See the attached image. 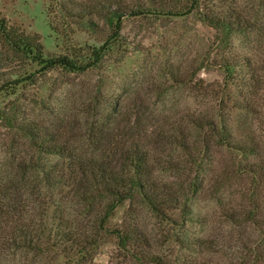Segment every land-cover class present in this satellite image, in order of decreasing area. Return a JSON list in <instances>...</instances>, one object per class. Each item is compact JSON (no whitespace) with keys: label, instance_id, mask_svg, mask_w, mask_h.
<instances>
[{"label":"rangeland","instance_id":"rangeland-1","mask_svg":"<svg viewBox=\"0 0 264 264\" xmlns=\"http://www.w3.org/2000/svg\"><path fill=\"white\" fill-rule=\"evenodd\" d=\"M70 1L0 0V236L19 220L5 206L23 203L24 182L40 181V167L60 166L63 176L45 193L73 210L67 159L41 154L36 143L55 138L101 157L135 144L189 220L180 203L157 216L134 196L114 207L107 229L126 217L169 264H236L229 251L256 244L264 219V0H72L120 6L116 33L95 16L90 24L68 18ZM2 27L39 44L44 58L65 55L84 68L41 66L32 52L9 47ZM240 207L254 208L255 227L225 218ZM257 252L263 264L264 248ZM23 255L0 249V264H22ZM91 256L92 264L125 263L109 232ZM47 258L39 264H66L57 250Z\"/></svg>","mask_w":264,"mask_h":264},{"label":"trees","instance_id":"trees-1","mask_svg":"<svg viewBox=\"0 0 264 264\" xmlns=\"http://www.w3.org/2000/svg\"><path fill=\"white\" fill-rule=\"evenodd\" d=\"M75 8H69L66 15L70 19L82 20L86 18V23H92L89 16L103 19L108 25L119 29V21L125 14V10L111 2H92L89 4H75L70 1ZM2 23V20H0ZM208 22H210L208 20ZM224 29L230 28L229 22H222ZM3 26V25H2ZM6 43L12 49L32 52L34 59L41 66H60L68 69H83L84 65L77 66L65 55L44 58L41 46L34 44L28 37L3 30ZM227 72L230 64L224 65ZM189 122H192L189 119ZM193 124V123H190ZM175 137V134H171ZM34 136V135H33ZM33 138V137H32ZM41 154L54 155L57 158H66V169L69 181L68 200L71 202L73 210L65 212L63 207L56 204L46 195L50 187L59 182L63 176L58 164L49 166L47 169L40 167L41 180L35 185L29 186L25 181L23 188L26 197L20 199L17 205L8 204L5 206V215L13 217L17 214L19 220L9 226L7 235L0 236V249L20 248L23 251L24 263L39 264L47 253L57 250L65 257L66 264H92V249L106 233H111L116 237V249L125 260L124 264H169L164 256L154 254L150 251V240L142 233L135 224L126 223L123 218L120 227L108 230L105 226L106 219L111 215L114 207L126 199L134 196L140 197L145 204L157 215L162 216V206L166 203L177 205L180 200L168 198L166 187L158 183L151 176L150 169L146 163L144 152L135 144L131 147L119 150L116 154L104 155L94 153H75L69 150L64 144L56 142L55 138H50L48 144L42 141L36 143ZM229 148L240 152L251 151L244 143L237 141H226ZM250 165L249 171L251 172ZM37 188V198L30 201L29 196ZM25 201V202H24ZM180 212L186 220H189L190 210L185 202L180 203ZM227 213V212H224ZM23 216V218H22ZM257 214L254 208H238L237 211H230L225 218L231 223H246L256 226ZM262 226H257L259 234L256 244L234 246L229 257L236 264H257L260 257L258 248H264V219L257 220ZM5 236V237H4ZM206 239H197L199 246ZM182 242V241H181ZM261 242L263 245H261ZM242 243V242H241ZM30 254H32L31 257ZM28 257V259H27ZM48 261H52L48 259ZM42 264V263H41ZM47 264H52L51 262ZM264 264V262H263Z\"/></svg>","mask_w":264,"mask_h":264}]
</instances>
